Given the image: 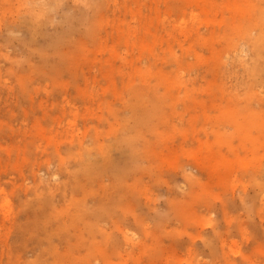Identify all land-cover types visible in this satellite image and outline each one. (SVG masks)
Listing matches in <instances>:
<instances>
[{"label":"rangeland","instance_id":"rangeland-1","mask_svg":"<svg viewBox=\"0 0 264 264\" xmlns=\"http://www.w3.org/2000/svg\"><path fill=\"white\" fill-rule=\"evenodd\" d=\"M10 2L0 6V264H53V245L74 249L57 264L90 246L103 253L85 264H264V73L244 69L264 57L248 44L264 0ZM86 165L106 176L92 199L68 204L60 188ZM45 199L53 228L74 210L85 230L24 242L19 227L48 218L33 210ZM108 205L114 220L97 219Z\"/></svg>","mask_w":264,"mask_h":264},{"label":"bare ground","instance_id":"bare-ground-1","mask_svg":"<svg viewBox=\"0 0 264 264\" xmlns=\"http://www.w3.org/2000/svg\"><path fill=\"white\" fill-rule=\"evenodd\" d=\"M22 2H23V0H21ZM10 4H11V2H10V0H1V2H0V6L1 7H3V8H8L9 6H10ZM249 26H251V28H254L255 30H258L259 31V33H257L255 36H249V38H248V44L250 45V47H251V50H252V53H253V56H255V52H263V50H264V26L262 27L257 21H252L250 24H249ZM241 33H243V34H245V35H248V28L247 27H245L244 26V24H242V26L240 27V30H239ZM250 40V41H249ZM54 50H55V48H53ZM53 50V51H54ZM54 53V52H53ZM48 54H51V53H48ZM45 55H47V53H45ZM259 60H258V62L257 63H254V60H253V58L251 59V58H249V60L247 59L246 60V66H244V69L246 70V72H248V74L250 73V72H252L253 70H254V75L252 74V75H250V78L251 79H263V75H262V73H264V57H259L258 58ZM256 64V65H255ZM251 74V73H250ZM255 76V77H254ZM32 143V142H31ZM30 143V144H31ZM54 154V153H53ZM58 156L60 157V159L62 158V162H64V158L61 156V153L59 152V154H58ZM0 157H2V156H0ZM86 168H84V169H81V170H77V171H70L69 172V176H68V178H67V180L65 181V183L61 186V188H60V196L62 197V198H64V199H66V198H68L69 196H72V199L71 200H66V202L68 203V204H73L74 203V201L76 200V201H80V202H82V201H89L90 199H92V189H91V186H92V181L93 180H99V179H101V178H103V177H105L106 175H105V173H103L102 172V170L99 168V166H93V165H86L85 166ZM86 169V170H85ZM93 178H95V179H93ZM45 184V183H44ZM6 192H5V190H2V194H5ZM67 193H69V195H67ZM81 194V196L83 195V197L81 198L79 195ZM79 196V197H78ZM105 199L106 200H108V201H110L111 200V198L110 197H108V192L107 191H105ZM8 201L10 202V200L8 199ZM8 201H6V202H4V205L5 204H7V205H10V203L8 202ZM33 206V205H32ZM31 206V207H32ZM116 206H120V207H122V204H121V202L118 204V205H116ZM6 207V206H5ZM31 207L29 206V208L31 209ZM34 207V213L36 214H34L35 216H37V214L39 215L40 214V217L38 216V218L40 219L41 218V215L43 216H47L48 218H44L43 220H41V221H38V222H36V225H34V223H35V221L34 222H32L33 223V225L34 226H36V227H34L33 225V227H30L29 226V224L27 225L26 223H27V221H26V223H23L22 225H24V224H26V226L24 225V226H22L21 225V227H19V228H21V230H23L22 232H20L21 233V235H22V239H24V242H26V240H31V239H36V240H38L39 242H41L42 241V239H43V235H45L46 234V236H48L47 238H49V237H53V236H56V237H58V239H60V240H63V238L65 237V234L68 232V235L71 233L70 232V230L72 229L71 227L73 226V228H74V231H73V233H74V235H75V233L76 232H78L79 231V233H80V231H81V228L84 226V225H86L85 223L87 222V221H85V219H84V216H82V215H79V214H77L76 216H75V218H76V220L74 219V217H73V212H74V210H72L71 212H69V213H66V214H63L62 215V217L64 218V220H63V223L62 224H58L57 226V228H53V226L54 225H56V224H54L53 222H54V219L56 218V217H58L59 215L57 214V213H55L54 212V210L52 209V207H53V201L52 200H50V199H45L39 206H33ZM7 208V207H6ZM5 208V209H6ZM9 208V207H8ZM114 208H116L115 206H114ZM85 210L86 211H88L89 213H91V208H85ZM94 211V213L96 214V218L98 219V218H100V219H102V218H104V216H106V214H109V217H110V220L111 221H113L114 220V209L112 208V206L111 205H108V206H106V208H98V209H96V210H93ZM31 212V211H30ZM33 212V211H32ZM42 213V214H41ZM33 214V213H32ZM103 215V216H102ZM30 216V215H29ZM69 217H71V219H69ZM102 217V218H101ZM109 217H107L108 219H109ZM31 218V217H30ZM30 218L29 219H27V220H30ZM43 218V217H42ZM41 218V219H42ZM35 219V218H34ZM38 219V220H39ZM31 221V220H30ZM79 222H84L82 225H80V224H75V223H79ZM119 222V221H118ZM88 223V222H87ZM92 223H95L97 226H98V224H97V221L96 220H94ZM52 225V227H51V229H49V225ZM50 225V226H51ZM75 225V226H74ZM28 226H29V228H28ZM43 226H44V229H41V228H43ZM80 226H82L81 228H80ZM96 226V227H97ZM92 227V229L90 230V228ZM95 227V228H96ZM71 228V229H70ZM85 228H86V226L85 227H83L82 228V230L84 229L85 230ZM90 228H89V232L91 231H93L95 228H94V226H92L91 224H90ZM94 228V229H93ZM26 231H25V230ZM49 229V230H48ZM97 230V229H96ZM72 231V230H71ZM86 232V231H84V233H85V235L88 233L89 234V232ZM95 231V230H94ZM13 232V231H12ZM44 232V233H43ZM83 232V231H82ZM82 232H81V234H82ZM96 232V231H95ZM78 233V234H79ZM83 233V234H84ZM97 233V232H96ZM95 233V234H96ZM81 234H80V236H81ZM87 234V235H88ZM91 234V233H90ZM89 234V235H90ZM95 234H93V232H92V236L94 235L95 236ZM12 235V234H11ZM84 235V236H85ZM224 236V235H223ZM76 237H77V235H76ZM76 237H75V239H76ZM86 237V236H85ZM88 237V236H87ZM218 237V236H217ZM220 237V236H219ZM93 238V237H92ZM223 238V237H222ZM222 238H220V239H222ZM46 238L44 237V239H43V241L45 240ZM74 239V240H75ZM81 239V238H80ZM85 239H87V238H85ZM28 240V241H29ZM41 240V241H40ZM46 240H50L49 242L51 243V238L50 239H46ZM57 240V239H56ZM79 240V239H78ZM84 239H82V241H83ZM73 241V240H72ZM72 241H69V242H72ZM81 241V240H80ZM221 241V240H220ZM79 242V241H78ZM115 242V240H114V237H110L109 235L107 236V244L108 245H110L111 243H114ZM73 243V242H72ZM42 244H44L43 242H42ZM53 244H54V242H53ZM58 244V243H57ZM71 244V243H70ZM77 244V242H75V246H77L76 245ZM80 244V243H79ZM97 244V243H96ZM68 245H69V243H68ZM13 246V245H12ZM22 246V245H21ZM50 246V245H49ZM53 246H55L56 247V249L54 250V253L53 252H51L50 250L53 248ZM53 246H51L50 248V252H51V254H53V256H55V257H57V258H60L61 256L62 257H70L71 256V254H69V253H71V251H72V247L70 248V250L67 252V253H64V252H62V250H60L61 248H59L58 246L59 245H53ZM66 246V245H65ZM65 246H64V250H65ZM72 246V245H71ZM78 246H81V245H78ZM83 246V245H82ZM94 246H95V244H94ZM97 246H99V245H97ZM97 246H96V248H97ZM24 247V246H23ZM67 247H69V246H67ZM83 247H85V246H83ZM76 248V247H75ZM78 249H79V247H77ZM100 248H101V246H100ZM60 250V251H58V250ZM80 249H81V247H80ZM86 249H87V247L85 248V252H86ZM95 249V248H94ZM13 252V254H14V249L12 248L11 249ZM10 250V251H11ZM47 250V249H46ZM63 250V251H64ZM74 250V249H73ZM81 250H84V248H82ZM9 251V250H8ZM7 251V252H8ZM49 251H47V252H49ZM79 251V250H78ZM89 253H87L86 252V256H84L83 255V253L81 254L82 256H80L79 258H78V260H74V262H76L77 264H79V263H90L91 261H92V256H94L93 254L96 252V253H98V252H100V249H99V251L97 252V250L96 251H94L92 248H91V246L88 248V250H87ZM44 252V251H43ZM50 252H49V254H50ZM75 252H77V251H75ZM81 252V251H80ZM82 252H84V251H82ZM78 253V252H77ZM101 253H103V252H100V254ZM7 254V253H6ZM51 254H50V256H51ZM76 255V254H75ZM79 255V254H78ZM14 256H15V254H14ZM43 256H44V254H43ZM46 256V255H45ZM49 256V257H50ZM58 256H60V257H58ZM77 256V255H76ZM103 256H104V254H103ZM5 257H7V256H5ZM48 257V258H49ZM100 257V256H99ZM11 258H12V255H11ZM57 258H55V260H54V263L53 264H57ZM8 259V258H7ZM14 259L15 258H13L12 260H13V262H14ZM42 259H44V257H38V264H41V263H43L44 261H45V259H44V261L42 262ZM51 259V258H50ZM5 260V259H4ZM10 260V259H9ZM7 261V260H6ZM5 261V262H6ZM46 261H47V259H46ZM48 262H49V259H48ZM50 262L52 263V261L50 260ZM49 262V264H51ZM8 263V262H7ZM10 263H11V261H10ZM45 263V262H44ZM9 264V263H8ZM12 264V263H11ZM48 264V263H47Z\"/></svg>","mask_w":264,"mask_h":264}]
</instances>
